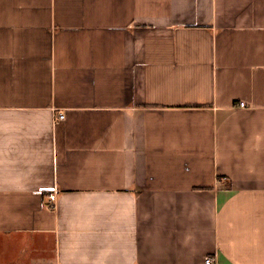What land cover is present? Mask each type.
Instances as JSON below:
<instances>
[{
	"label": "crops",
	"instance_id": "1",
	"mask_svg": "<svg viewBox=\"0 0 264 264\" xmlns=\"http://www.w3.org/2000/svg\"><path fill=\"white\" fill-rule=\"evenodd\" d=\"M209 256L264 264V0H0V264Z\"/></svg>",
	"mask_w": 264,
	"mask_h": 264
},
{
	"label": "built area",
	"instance_id": "2",
	"mask_svg": "<svg viewBox=\"0 0 264 264\" xmlns=\"http://www.w3.org/2000/svg\"><path fill=\"white\" fill-rule=\"evenodd\" d=\"M239 106L241 108L245 107V105L243 103H241ZM58 117H59L60 120H63L64 119V115H62V114H60ZM50 198H51V202L49 204V207L52 208L54 206V204H55L56 195L55 194H52L50 196ZM214 262H215V260L212 257H210V256L209 257H206L205 260H204V264H214Z\"/></svg>",
	"mask_w": 264,
	"mask_h": 264
}]
</instances>
